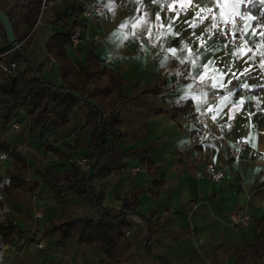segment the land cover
<instances>
[{"label": "crops", "instance_id": "obj_1", "mask_svg": "<svg viewBox=\"0 0 264 264\" xmlns=\"http://www.w3.org/2000/svg\"><path fill=\"white\" fill-rule=\"evenodd\" d=\"M254 2L264 9V0H131L127 6L107 2L109 15L85 26L87 34L100 36V41L81 49L82 58L67 47L74 62L83 63L89 51L112 58L106 68L125 78L128 100L116 107L126 136L110 138L108 145L120 153L148 147L163 183L155 196L154 178L136 157L122 159L126 167L121 174L95 182L105 207L119 212L122 199L136 190L137 211L154 224L159 221L151 257L146 251L147 224L138 215L128 217L130 227L121 241L130 245L123 264H162L159 258L169 264H264V24L255 22L250 10ZM61 6L68 8L67 15L74 3L67 0ZM241 13L246 23L240 34L248 43L238 44L221 25ZM49 21L41 24L27 53L47 82L62 87L61 67L45 48L61 28L56 19ZM189 101L188 112L171 117L174 108ZM17 120L22 121L18 131L11 123L0 124V140L17 148L36 169L44 172L54 166L61 173L72 160L96 162L97 153L88 149L92 130L85 126L84 111L77 109L71 125L58 131L46 126L30 132L34 125L26 110L12 122ZM221 124L227 125L224 132ZM200 128L208 131L204 139L198 138ZM78 140L82 147L67 150ZM50 144L62 155L46 151ZM200 154L204 163L228 166L225 181L213 184L195 174L203 165ZM12 162L10 155L0 160V187L8 183ZM33 179L39 189L20 199L0 191L19 230L0 248V264H104L101 244H80L76 232L60 245L64 229H49L62 217L96 222L99 214L86 197L70 190L58 196L37 176ZM233 214L251 220L235 225L230 221ZM40 239L46 241L43 249L36 246Z\"/></svg>", "mask_w": 264, "mask_h": 264}, {"label": "trees", "instance_id": "obj_2", "mask_svg": "<svg viewBox=\"0 0 264 264\" xmlns=\"http://www.w3.org/2000/svg\"><path fill=\"white\" fill-rule=\"evenodd\" d=\"M41 8L42 0H34L27 12V19L34 32ZM71 10L67 15L62 12L56 13L55 25L61 28V31L52 33L45 44L47 54L52 56L61 67V78L64 85L56 87L44 79L41 70L35 66L27 53L33 40H27L25 45L21 44L15 49L12 57L17 64H24L25 69L5 78L4 85L0 84V124L2 122L10 124L21 110H26L34 125V128L29 130L30 132L46 126L51 127L53 131H58L71 125L75 111L82 110L85 115V126L92 130L88 149L91 153H97L95 154L97 160L91 165L92 170L86 177L81 176L82 172L75 163H71L70 167L61 173L55 172L54 166H48L42 172L29 164L17 148L11 149L8 142L0 140V151L8 153L13 159L8 173V183L0 187V191L11 198L20 199L27 193H34L39 189L40 183L33 179V176H37L58 196L70 190L86 197L89 205L99 214L96 222L86 218L62 217L49 229L60 233L64 229L60 245L73 239L76 232H78L80 244H101L105 254L104 264L125 262L130 244L121 239L125 238V232L130 227L128 217L138 215L147 224L146 251L149 256L153 257L151 245L159 221L154 224L150 218L137 211L136 190L131 196L122 199L123 207L115 213L103 205L104 197L98 194L95 182L105 180L113 174H121L122 169L126 167L122 159L136 157L154 178V186L158 188L154 195L159 196L163 183L159 184L157 179L158 166L150 159L148 147L123 153L109 147L110 138L122 140L126 136L121 129L120 115L116 111L119 104L128 100L124 91L126 80L119 71L113 68H101L102 58L94 51L87 52L83 63L74 62L69 57L67 47L70 43V31L80 23L81 8L73 6ZM250 10L256 16L255 22L264 24V9L262 10L261 6L254 2ZM72 15L74 20L70 18ZM0 31L6 37L1 23ZM22 41L20 40L19 43ZM13 48V46L6 47L3 52H9ZM5 59L4 56L0 57V63ZM189 104L190 101L185 106L174 108L171 117L188 112ZM82 146L83 143L78 140L73 146H68L67 150H75ZM45 150L62 155L54 144L45 146ZM5 202V198L0 197V210ZM16 231L19 230L13 224L0 226V248ZM243 251L238 250L237 253L246 258L247 255ZM157 260L162 264H169L165 259Z\"/></svg>", "mask_w": 264, "mask_h": 264}, {"label": "built area", "instance_id": "obj_3", "mask_svg": "<svg viewBox=\"0 0 264 264\" xmlns=\"http://www.w3.org/2000/svg\"><path fill=\"white\" fill-rule=\"evenodd\" d=\"M67 0H42V13L47 11L49 8L62 5ZM74 3V6L81 8L80 14V23L74 26L70 31V43L69 47L78 52L83 49L87 44L91 42H99L100 36H89L86 32L85 26L88 25L91 21L95 20L98 17H106L109 15V8L107 2L120 3L127 6L131 0H71ZM246 18L244 14H237L232 17H228L225 22L221 25V28L224 30V33L228 38L234 43H248L244 36L240 34L242 28L245 26ZM235 35V36H233ZM0 34V38H1ZM21 45V44H20ZM16 48L14 47L9 52L0 53V57H7L10 55ZM112 62V58H105L100 61L101 68L109 66ZM18 72V64L13 60L5 59L0 63V84L4 85L6 82L5 78L15 75ZM260 84L264 86V79L260 81ZM200 85H196V89H200ZM221 130L224 132L227 129L226 124H221ZM11 128L15 131H18L22 128V121H13L11 122ZM198 138L204 139L208 135V131L205 128H200L198 130ZM245 144H242L244 148ZM9 158L8 153H0V160H6ZM198 159L203 165L195 170V174L199 177L207 178L213 184H220L226 180L228 176V166L221 165L219 163L209 162L204 163L201 154L198 156ZM72 163H75L80 170L87 176L91 172V164L86 158H81L78 160H72ZM226 162V160H225ZM40 216L37 214V217ZM251 218L247 215L233 214L230 216L231 223L235 225H247L250 222ZM12 223L10 218V210L7 205L0 210V226H9ZM46 245L44 239H40L36 246L39 249H43Z\"/></svg>", "mask_w": 264, "mask_h": 264}, {"label": "rangeland", "instance_id": "obj_4", "mask_svg": "<svg viewBox=\"0 0 264 264\" xmlns=\"http://www.w3.org/2000/svg\"><path fill=\"white\" fill-rule=\"evenodd\" d=\"M33 1L34 0H0V11L8 16L18 41L23 40L20 43L23 45H25L27 40L29 39L35 41L37 31L40 29L41 24L45 23L46 20H50L49 22L51 23L57 18V12L67 13L69 11L67 7H62L61 5L52 7L51 9L43 13L41 10L36 24V30L34 32L33 28L29 24L30 21L27 19V12L28 9L32 6ZM0 23L2 24L1 21ZM0 34L2 35L0 38V42L2 43L0 51H3L6 48V45L9 47L12 46V44L10 43L7 35L5 37L1 31ZM31 50H33V47H30V51ZM77 54L78 56H80V58H82L79 51L77 52ZM73 58L75 59V56H73ZM75 61L78 62V60ZM24 67V64H21L20 66L18 64V71H21L22 69H24Z\"/></svg>", "mask_w": 264, "mask_h": 264}, {"label": "water", "instance_id": "obj_5", "mask_svg": "<svg viewBox=\"0 0 264 264\" xmlns=\"http://www.w3.org/2000/svg\"><path fill=\"white\" fill-rule=\"evenodd\" d=\"M0 21L4 27L5 33L13 47L18 48L20 43L14 33L10 19L6 14L0 11Z\"/></svg>", "mask_w": 264, "mask_h": 264}]
</instances>
